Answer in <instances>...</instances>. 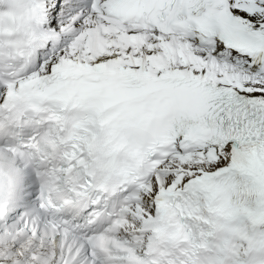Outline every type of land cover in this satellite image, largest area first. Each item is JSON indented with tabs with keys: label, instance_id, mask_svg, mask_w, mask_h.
Listing matches in <instances>:
<instances>
[{
	"label": "snow or ice",
	"instance_id": "1",
	"mask_svg": "<svg viewBox=\"0 0 264 264\" xmlns=\"http://www.w3.org/2000/svg\"><path fill=\"white\" fill-rule=\"evenodd\" d=\"M0 264H264V0H0Z\"/></svg>",
	"mask_w": 264,
	"mask_h": 264
}]
</instances>
